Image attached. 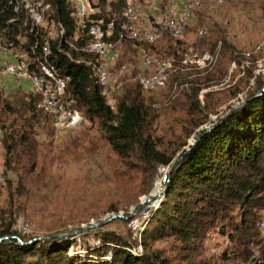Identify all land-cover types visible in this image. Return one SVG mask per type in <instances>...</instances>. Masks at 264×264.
<instances>
[{
    "label": "trees",
    "instance_id": "obj_1",
    "mask_svg": "<svg viewBox=\"0 0 264 264\" xmlns=\"http://www.w3.org/2000/svg\"><path fill=\"white\" fill-rule=\"evenodd\" d=\"M47 1L51 6L49 20L62 21L66 31L61 39L51 41V53L46 59L58 73L70 75L67 88L75 97L78 110L88 121L97 123L106 142L122 159L139 157L142 162L151 163L154 170L159 165L171 166L175 150L161 147V140L152 133L157 118L153 98L144 94L146 92L137 82L133 88H120L114 95V103L110 104L101 93L94 74V64L99 62L97 57L74 50L65 43L66 40L74 41L75 22L70 16L69 1ZM6 2L0 0V7ZM162 2L165 4V0ZM99 4L104 9L107 3L99 0ZM122 5V0L110 1V12L94 16L115 18L119 22V6ZM113 10L118 13L113 14ZM12 15L10 11L0 12V27L4 30L5 41L21 46L31 58L45 59L41 51L45 38L43 28L35 33L29 32V25L21 21L6 23ZM164 37L154 43H134V48L148 44L158 53L165 52L160 58L173 57L179 61L182 54L177 43L169 42L160 48V44L156 45ZM35 42L37 45L32 47ZM75 43L82 44V40ZM261 51L264 49L244 56L245 51L232 49L231 58L238 68L243 60H252V55ZM255 60L243 70L249 83L244 103L232 110H229L232 107L229 105V112L219 117L170 171L164 199L150 220L154 223L155 237H172L180 246L190 248L198 237L204 236L214 226L228 230L232 240L243 239V243L251 242L248 238L257 232L256 210L264 207V70L254 73L258 59ZM181 84L188 86L185 90H189L186 93L187 105L201 109L199 90L204 85L192 83L187 78ZM260 89H263L261 93L254 96ZM8 98L0 91V144L4 150L5 170L18 176L19 187L24 178L32 176L37 168L38 172L42 170L38 163L39 142L35 127L42 113L50 121L51 117L38 107L40 97L37 94L20 95L14 102ZM203 122L201 119L197 125ZM235 207L237 212L233 215ZM15 223L13 212L0 209V236L17 235L24 241L20 243L15 237L2 240L0 264H207L195 261L188 251L179 255L180 263H174L160 252L151 251L143 255L135 251L133 241L114 231L102 230L107 223L93 230L99 243L91 245L87 255L82 257L73 249L80 245L77 236L25 243L37 236H20L14 228ZM143 234L144 231L142 240ZM238 253L236 264H264V261H259L264 255L256 257L253 253L241 254L239 250Z\"/></svg>",
    "mask_w": 264,
    "mask_h": 264
},
{
    "label": "rangeland",
    "instance_id": "obj_2",
    "mask_svg": "<svg viewBox=\"0 0 264 264\" xmlns=\"http://www.w3.org/2000/svg\"><path fill=\"white\" fill-rule=\"evenodd\" d=\"M110 1L117 0H106L104 9L98 1L97 13L110 12ZM167 2L165 0V4ZM122 7L119 6L120 11ZM112 13L117 14L118 11L113 10ZM204 20L207 28L201 36L197 30ZM162 36L165 37L156 43L157 46L160 44L158 48L169 42L177 43L181 54L213 51L221 43L214 64L204 69L174 71L169 74L164 87L144 93L153 98L157 113L152 133L161 140V147L175 150V160L190 148L197 133L209 129L219 117L245 100L249 83L243 73L244 68L255 59H260L264 66L263 51L252 55V60L243 67L241 63L237 68L238 65L231 58L232 49L251 50L264 38V0H223L210 10L208 4L202 3L195 10L182 38L171 37L170 41L166 33ZM134 45L133 42H125L112 60V74L120 88H133L138 82V75L144 73L140 48L135 49ZM142 47L149 49L155 59L165 53H158L148 44ZM185 78L204 85L199 90V110L187 105L186 93L189 90H185L188 86L181 84ZM0 91L14 102L20 95L32 94V87L27 80L5 77L0 78ZM229 105L232 107L228 110ZM201 119L204 122L197 125ZM35 128L39 142L38 163L42 170L38 172L37 168L32 176L24 178L19 187L18 176L5 170L4 150L0 144V209L14 213V228L20 236L38 237L67 232L114 213H127L128 218L111 219L101 229L114 231L135 243L137 223L139 232L142 234L144 231L139 252L143 255L151 251L160 252L174 263H180L179 255L188 251L195 261L207 264H236L239 261L238 250L241 254L253 253L256 257L264 255V226L261 224L264 207L256 210L257 232L248 238L251 242L232 240L228 230L214 226L204 236L198 237L195 245L182 247L172 237H155L153 234L154 223L150 220L164 199V189L168 183L161 181L162 175L158 170L161 165L154 170L151 163L142 162L139 157L122 159L106 142L97 123L87 119L75 129L58 131L52 127L49 117L42 113ZM156 185L159 190H155ZM157 193H161L160 196L144 204V197ZM236 212L237 207L233 215ZM96 228L75 235L80 245L73 249L82 257L87 255L91 245L99 243L93 234ZM17 237L19 242H24ZM259 261H264V258Z\"/></svg>",
    "mask_w": 264,
    "mask_h": 264
},
{
    "label": "built area",
    "instance_id": "obj_3",
    "mask_svg": "<svg viewBox=\"0 0 264 264\" xmlns=\"http://www.w3.org/2000/svg\"><path fill=\"white\" fill-rule=\"evenodd\" d=\"M68 1L75 29L74 41L66 40L65 43L74 50L97 57L99 62L94 64V74L101 87V93L107 97L110 104L114 103V95L120 89V84L112 74V60L125 42L154 43L164 33L174 39L182 38L187 32L195 10L202 3L208 4L210 10L223 2V0H168L163 4L162 0H122L120 21L116 22L115 18L94 16L99 11L96 5L99 0ZM50 9L47 0H7L6 4L0 7V12L6 10L13 14L6 23L21 21L24 25H29V32L37 33L40 28L45 31V38L41 44L45 59L41 60L31 58L21 46L6 42L4 30L0 27V78L29 81L31 92L40 97L38 107L51 117L54 129L71 130L81 126L86 118L76 107V99L67 88L70 75L58 73L55 66L46 59L51 53V41L61 39L66 31L62 21L49 20ZM206 28L204 20L197 34L204 35ZM24 40L25 37L22 38V42ZM77 40H82V44H76ZM220 44L219 42L213 51L184 52L179 61L173 57L155 59L149 49L141 46L144 73L138 75L137 81L144 91H157L165 86L169 74L174 71L204 69L214 64L219 56ZM36 45L37 42L32 47ZM262 49L264 38L243 54L249 56ZM31 51H34V48H31ZM248 64L249 60H243L241 66ZM263 70L264 66L259 59L256 61L254 73ZM174 87L176 88V85ZM1 135L0 130V139ZM158 170L162 175L161 181L168 182L169 165H161ZM136 221L137 219L134 220ZM261 224L264 226V220ZM136 225L134 249L140 252L141 232L137 223Z\"/></svg>",
    "mask_w": 264,
    "mask_h": 264
},
{
    "label": "water",
    "instance_id": "obj_4",
    "mask_svg": "<svg viewBox=\"0 0 264 264\" xmlns=\"http://www.w3.org/2000/svg\"><path fill=\"white\" fill-rule=\"evenodd\" d=\"M263 89H260L254 96H257L261 93ZM245 100L241 101L240 103H238L237 105L233 106L232 109H235L237 107H239L240 105H242L244 103ZM231 109V110H232ZM209 129H205L203 131H201L195 141L193 142L196 143L197 140L201 137L202 134H204L206 131H208ZM191 147L188 148L186 151H184L180 156H178L174 161L173 163L171 164L170 168H169V174H170V171L172 170V168L176 165V163L183 157L185 156L189 151H190ZM167 189V184L165 186V189H164V192L166 191ZM161 193H157V195H151L149 194L146 199H145V202L144 204H146L147 202L151 201V200H155L158 196H160ZM140 208V207H139ZM138 208V209H139ZM137 209V210H138ZM115 217H121V218H128L129 216L128 215H122V214H111L103 219H100L98 221H95V222H90L88 224H84L82 225L81 227H78V228H75L71 231H67V232H62V233H53V234H49V235H45V236H38V237H34L32 238L31 240L29 241H26L25 243H28L30 241H34V240H45V239H52V238H66V237H70V236H73V235H76L78 233H81L83 232L84 230H87V229H91V228H95V227H99L105 223H107L108 221H110L111 219L115 218ZM10 237H15L16 239H18L17 236H14V235H3V236H0V242L2 240H9ZM20 243H24V242H20Z\"/></svg>",
    "mask_w": 264,
    "mask_h": 264
},
{
    "label": "bare ground",
    "instance_id": "obj_5",
    "mask_svg": "<svg viewBox=\"0 0 264 264\" xmlns=\"http://www.w3.org/2000/svg\"><path fill=\"white\" fill-rule=\"evenodd\" d=\"M155 190H159V186L158 185L155 186Z\"/></svg>",
    "mask_w": 264,
    "mask_h": 264
}]
</instances>
